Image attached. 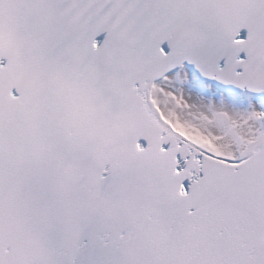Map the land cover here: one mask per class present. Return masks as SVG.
Wrapping results in <instances>:
<instances>
[{"label":"rangeland","instance_id":"obj_1","mask_svg":"<svg viewBox=\"0 0 264 264\" xmlns=\"http://www.w3.org/2000/svg\"><path fill=\"white\" fill-rule=\"evenodd\" d=\"M186 70L158 84L155 96L166 113L187 128L206 147L236 157L258 133L259 108L238 105L225 98L207 95Z\"/></svg>","mask_w":264,"mask_h":264},{"label":"bare ground","instance_id":"obj_2","mask_svg":"<svg viewBox=\"0 0 264 264\" xmlns=\"http://www.w3.org/2000/svg\"><path fill=\"white\" fill-rule=\"evenodd\" d=\"M173 74H174V73H172L171 75H167V76H165V78H163L161 81L157 82V84H160V83H162L163 81H165V80L171 78V77L173 76ZM234 99H235V98H234ZM236 100H237V99H236ZM236 100H233L232 102H234L235 104L240 105L239 102H238V100H237V101H236ZM255 105L258 106V105H259V102L256 101V102H255Z\"/></svg>","mask_w":264,"mask_h":264},{"label":"water","instance_id":"obj_3","mask_svg":"<svg viewBox=\"0 0 264 264\" xmlns=\"http://www.w3.org/2000/svg\"><path fill=\"white\" fill-rule=\"evenodd\" d=\"M32 156V155H31ZM36 158H38V156H35Z\"/></svg>","mask_w":264,"mask_h":264}]
</instances>
